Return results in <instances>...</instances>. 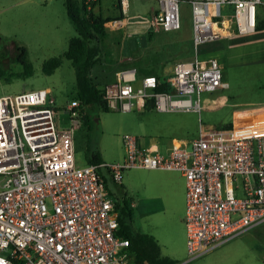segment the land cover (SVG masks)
<instances>
[{
  "label": "built area",
  "instance_id": "2783aa9c",
  "mask_svg": "<svg viewBox=\"0 0 264 264\" xmlns=\"http://www.w3.org/2000/svg\"><path fill=\"white\" fill-rule=\"evenodd\" d=\"M156 1L147 19L154 31L178 29L180 4H189L194 56L176 61L165 75L170 90H156L155 75L138 78L136 68L125 67L105 84L103 97L115 110L138 109L152 99L155 110L200 112V93L227 83L218 59L200 56L198 45L255 31L264 0ZM119 3L126 11L129 0ZM123 23L110 19L105 26ZM78 106L70 101L71 125L60 128L46 88L0 94V264H128L123 249L129 241L116 234L117 208L103 169L118 183L127 167L181 171L189 259L264 221V105L237 109L229 127H200L166 151L140 147L125 133L122 161L84 165L74 157Z\"/></svg>",
  "mask_w": 264,
  "mask_h": 264
},
{
  "label": "rangeland",
  "instance_id": "374dc122",
  "mask_svg": "<svg viewBox=\"0 0 264 264\" xmlns=\"http://www.w3.org/2000/svg\"><path fill=\"white\" fill-rule=\"evenodd\" d=\"M90 1L87 3L91 6ZM116 6L115 0H99L94 11L102 16H110L111 11L119 15ZM157 6L156 0H129L127 10L120 17L125 24L118 30L106 28L107 36L102 42L106 52L101 54V61L92 70L93 82L98 87L113 81L116 70L123 67H136L137 76L141 78L149 73L166 74L174 62L194 56L189 4H180L178 29L154 31L149 29L147 17ZM75 34L77 30L67 15L64 0H0V94L46 88L54 98L56 125L70 127L72 115L66 111L67 105L72 99L79 102L75 68L70 59L63 57L59 66L46 73L43 62L62 54L69 37ZM241 37L246 43L216 54L227 86L217 91H202L200 112L105 110L98 105L82 104L76 107L78 125L73 130V146L77 165L88 163L92 149L99 151L105 163L122 161L125 133L141 139L145 134H164L165 130H172L191 140L197 135L199 126L219 127L221 123L230 122L233 108L264 104V47L256 48L264 39L257 40L253 33ZM210 42L198 45L199 54L212 52ZM20 45L25 47V64L18 59ZM118 57H124V62L119 63ZM217 92L225 93V104L213 105L211 99ZM206 97L210 101L207 102ZM209 102L210 106L205 107ZM103 172L108 171L103 169ZM121 175L119 183L107 175L111 196L125 201L134 215L133 202H140L146 196L144 187L150 170L127 167L122 169ZM132 224L136 230L147 233L141 217L135 218ZM254 239L264 243V226L250 228L226 240L210 249L207 256L187 257L177 264H202L204 261L206 264H254L249 251H241L242 242ZM252 256L257 264H264V259Z\"/></svg>",
  "mask_w": 264,
  "mask_h": 264
},
{
  "label": "crops",
  "instance_id": "0c3cea01",
  "mask_svg": "<svg viewBox=\"0 0 264 264\" xmlns=\"http://www.w3.org/2000/svg\"><path fill=\"white\" fill-rule=\"evenodd\" d=\"M157 7L153 8L151 12ZM258 7L260 12L257 15V21L259 19L260 23H264V5H259ZM120 9L121 7L117 8L118 10L117 13H119ZM151 12L149 13V15L151 14ZM225 12L227 14H230L231 8L230 7L225 8ZM110 15H112L113 17L112 19L122 20V18L117 17V15L113 13V11H111ZM123 24H125V22ZM233 26L234 24H231V28ZM109 29L118 30L119 28H109ZM251 33H253L257 37V40L264 39V27L255 29V31ZM241 35L242 34L231 33L230 35L222 36L210 42V51L212 52L203 55L199 54L198 52V54L200 56H205V57L214 56L217 58L216 54L220 52L223 53L224 50L226 51L229 50L228 48H234L238 45L246 43V42H242ZM260 47H264L263 42L259 43L256 48L261 49ZM123 59L125 58L124 57L117 58L119 63H123L124 62ZM173 64L167 70L166 74L170 72ZM211 100H213V105H223L227 102V97L225 93L217 92V94H215ZM206 101L207 102L210 101V98L206 97ZM259 105H264V104H257L253 106H259ZM204 106L209 107L210 102L204 104ZM240 108L243 109L245 107L232 109L231 120L235 111ZM138 109L146 110L144 109V106ZM170 111H175V110H170ZM176 111H194V110H176ZM209 124L210 123H208V125ZM225 124L226 123L223 124L221 123L220 126H224ZM200 127L202 126H199V128ZM163 133L164 134H152V133L145 134L141 139L137 138L138 145L140 147L147 146L151 149L166 151L173 142L187 141L189 139L188 136L177 134L175 131L172 130H165ZM149 170H150V175L147 177L146 184L144 187L146 196H143L140 202H136V203L133 202V206L136 208V211L134 212V215H132L131 213L129 222L131 223L132 228L135 231L144 232V231L136 230L132 224V221L135 218L141 217L145 224L144 228L147 229L146 231L148 234L153 235V237L156 239L162 255H166L175 261L185 260L187 258L186 229L184 222L185 190H186L185 177L181 173V171L176 169L149 168ZM104 175L106 179V187L108 189L109 195L111 196V190L108 185V176H107L110 174L108 172H104ZM113 199L116 200L115 198ZM259 226H264V221L255 225L254 227H252V229ZM241 251H243V253H247L249 251V256L252 257V261L254 264H257L256 263L257 260L255 261L253 259L252 254L255 256L258 255L257 258L259 260L264 259V243H261L260 240L254 239V240H246L242 242ZM209 253L210 250L200 256H205V255L207 256ZM202 264H206V262L204 261Z\"/></svg>",
  "mask_w": 264,
  "mask_h": 264
},
{
  "label": "trees",
  "instance_id": "16d2710c",
  "mask_svg": "<svg viewBox=\"0 0 264 264\" xmlns=\"http://www.w3.org/2000/svg\"><path fill=\"white\" fill-rule=\"evenodd\" d=\"M116 1V8L120 7L119 0ZM87 0H64L67 15L74 23L77 34L68 39L67 48L62 54L51 56L44 60L43 70L51 73L60 65L62 58L70 59L75 68L77 98L79 105H98L107 110L108 106L103 97V87H98L92 79L93 66L101 61L102 42L107 36L105 22L112 19L110 16H102L94 11V6L99 0H91V6ZM115 8V9H116ZM119 15H124L120 9ZM264 23L257 21L256 29L263 28ZM18 59L25 64V47L18 46ZM112 59V58H110ZM156 76L159 85L156 90H170V86L164 81L165 75L149 73ZM144 109H154L153 101L149 99L144 104ZM230 122L224 127H229ZM103 161L99 151L92 149L87 158L88 163ZM106 179L103 170L100 171ZM117 208L118 228L116 234L128 238L129 244L123 249L127 255L128 264H177L178 262L162 255L160 247L153 235L135 231L130 222L131 209L125 201L114 200Z\"/></svg>",
  "mask_w": 264,
  "mask_h": 264
},
{
  "label": "water",
  "instance_id": "95a60500",
  "mask_svg": "<svg viewBox=\"0 0 264 264\" xmlns=\"http://www.w3.org/2000/svg\"><path fill=\"white\" fill-rule=\"evenodd\" d=\"M188 148H190V145H188Z\"/></svg>",
  "mask_w": 264,
  "mask_h": 264
}]
</instances>
